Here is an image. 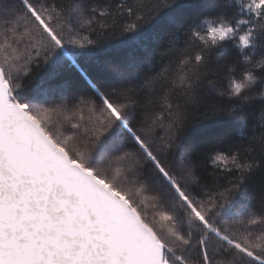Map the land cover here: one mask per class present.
<instances>
[{
	"label": "snow or ice",
	"instance_id": "obj_1",
	"mask_svg": "<svg viewBox=\"0 0 264 264\" xmlns=\"http://www.w3.org/2000/svg\"><path fill=\"white\" fill-rule=\"evenodd\" d=\"M213 7L208 18L178 0H118L113 10L93 0H0V264H264V194L259 204L236 200L264 165V90L254 94L264 89V0ZM164 13L175 28L168 51L184 53L171 62L180 70L177 100L195 97L205 81L214 87L209 65L230 46L235 57L215 69L229 82L219 94L241 111L259 106L260 164L217 153L213 163L230 161L238 175L210 193L197 190L196 148L184 138L196 116L167 101L152 112L139 96L151 80L122 70L133 65H115L120 82L110 90L81 70L90 94L58 71L33 79L57 61L80 70L77 58H94L109 37L140 34ZM189 65L200 70L194 77ZM33 90L41 99L26 100Z\"/></svg>",
	"mask_w": 264,
	"mask_h": 264
},
{
	"label": "trees",
	"instance_id": "obj_2",
	"mask_svg": "<svg viewBox=\"0 0 264 264\" xmlns=\"http://www.w3.org/2000/svg\"><path fill=\"white\" fill-rule=\"evenodd\" d=\"M218 2L219 0H178V3L185 6L199 5L200 11L204 12L208 18L214 17L216 10L213 5ZM93 3L102 9L113 10L118 0H93ZM170 15L172 13H164L160 20L154 22L140 34L124 37L117 33L109 37L102 50L91 54L94 58H77L80 70L71 67L68 62L63 67H59V61H57L50 66L42 65L35 69L33 79H37L38 84L58 71L60 79L70 80L79 86V92L90 94L91 90L81 78V70L87 74L89 79L97 83V87L110 90L112 87H118L120 82L119 77L114 72L115 65L127 63L133 65V67L122 68V70L135 73L137 82L151 80V85L142 89L139 96L141 99L150 98L152 103L156 105L155 108L151 109L152 112L163 111L167 101L173 103L174 106L178 103L186 108L189 117L196 116L195 120L190 119L186 125L184 138H188L196 148V171L201 186L197 190L210 193L214 189L220 190L229 181H235L238 175L237 170L232 168L230 161L227 165L223 162L213 163L217 153L227 155L231 152L238 156L241 154L252 155L256 157L257 164H260L262 157L259 152V144L262 134L256 119L259 116V106L241 111L239 105L234 106L227 95L221 96L219 94L229 91V82L224 73H217L215 69L218 64L231 61L235 57V49L230 46L226 51L217 49L209 65V76L214 87L209 88L207 81H205L195 97L182 95L177 100L176 94L171 91V85L180 74V70L171 62L179 60L184 53L177 51L173 54L168 51L169 37L175 30L174 27L165 23ZM103 22L100 21L99 23ZM108 22L110 23V21ZM99 23H95L97 29H99ZM185 40L186 38L181 35L180 42L177 43L178 49L183 47ZM72 51H76V49H72ZM165 52L168 54L164 55ZM188 69L190 77H194L200 71L191 65L188 66ZM240 71L241 69L237 67L235 73L237 77ZM262 90L264 89L257 85L254 94H259ZM183 91V88L177 86L176 92L183 93ZM25 99L36 100L41 99V97L33 90L26 94ZM212 107L219 108L220 114H214L211 111ZM234 107L235 115H228ZM201 111L205 115H201ZM252 113H255V116ZM205 129H214L216 133L202 136ZM113 146L119 147V142ZM128 146H131L130 142ZM253 148L256 149L255 152L252 151ZM96 162L98 161H93V163ZM241 162L251 163V160L241 159ZM261 194H264V165H260L250 175L246 176L244 187L236 195V200L238 205H242L250 199L259 204Z\"/></svg>",
	"mask_w": 264,
	"mask_h": 264
}]
</instances>
